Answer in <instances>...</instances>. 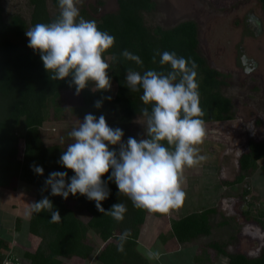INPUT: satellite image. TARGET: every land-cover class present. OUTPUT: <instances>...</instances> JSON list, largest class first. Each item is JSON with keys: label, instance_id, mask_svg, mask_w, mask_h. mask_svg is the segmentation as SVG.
I'll return each instance as SVG.
<instances>
[{"label": "trees", "instance_id": "1", "mask_svg": "<svg viewBox=\"0 0 264 264\" xmlns=\"http://www.w3.org/2000/svg\"><path fill=\"white\" fill-rule=\"evenodd\" d=\"M30 2L32 12L27 23L18 14L6 16L0 0V187H6L12 179H20L35 188L34 202L48 196L54 209L59 211L61 220L52 222L47 211L29 214L28 235L39 241L36 249L24 251L22 256L29 264H89L93 260L99 264H149L139 247L148 212L134 207L123 194L118 195L116 184L108 181L111 170L102 177L108 181L110 190L102 206L108 211L113 204H125L127 211L124 219L119 222L100 213L95 207V201H89L79 193L76 196L70 194L65 200L61 196H51L50 189L44 190V182L50 173L67 172L69 178L74 175L72 170L58 163L59 156L52 154L59 147L50 149L46 146L42 127L50 109L54 118L61 114L62 93L76 89L75 85L69 87L71 76L65 80H51V73L45 70L40 55L30 49L28 43L24 46L14 43L13 38H22L29 26L31 28L37 23H50L59 15V12L53 16L49 14L47 0ZM51 2L59 9L58 0ZM117 3L116 13H107L99 19L86 18V9L81 10V17L94 20L99 30L115 37V43L104 53V59L109 61L108 75L111 82L116 84V93L108 99L102 97L99 91L83 90L82 104L78 107L80 115L91 113L97 118L104 115L110 127L122 129L124 143L129 137L137 139L130 131L131 125L138 118L146 121L141 109L149 107L150 110V106L140 100L142 91L133 92L127 87L126 71L132 69L141 74L150 69L167 72L170 67L161 66L159 56L156 57L157 62L153 63L152 57L157 51H168L195 61L198 66L197 83L204 122L231 120V101L220 91L221 86L226 84V76L210 68L199 54L196 24L187 21L169 29H150L144 23L143 13L154 10L155 3L152 0H117ZM260 3L264 10V0H260ZM123 50L138 55L143 61L142 65L123 59L120 56ZM97 101L102 102L99 109L95 107ZM20 152L22 158H18ZM261 160L264 161V142L250 140L248 151L239 159L240 170L244 172L255 169ZM33 164L43 168L42 176L34 173L30 167ZM246 206L245 213L248 214L250 204ZM215 211L214 208L207 209L172 220V239L177 244H185L209 236L210 217ZM82 213L89 215L87 221L81 218ZM126 229L130 230L131 235L124 244V251L118 252V237ZM89 232L102 244L100 250L88 239ZM6 247L7 242L0 238V250ZM209 247L218 255L226 256L228 264H264V249L259 256L250 258L241 253H227L216 242L210 243ZM0 264H4L3 254H0Z\"/></svg>", "mask_w": 264, "mask_h": 264}, {"label": "rangeland", "instance_id": "2", "mask_svg": "<svg viewBox=\"0 0 264 264\" xmlns=\"http://www.w3.org/2000/svg\"><path fill=\"white\" fill-rule=\"evenodd\" d=\"M1 1L6 16L18 14L29 23L30 0ZM51 1L47 0V9L53 16L60 9ZM152 1L154 10L143 13L148 28L169 29L187 21L196 24L199 54L210 68L226 76V84L220 91L231 101L232 119L205 123L206 135L197 147L199 155L206 159L184 168L182 189L186 196L180 206L167 214L148 212L139 238L141 253L144 255L146 250L161 253L159 260H149L144 255L149 264H228L226 256L209 247L216 242L227 253L255 258L264 249V161L243 172L239 159L248 151L250 140L264 142V10L260 0ZM77 7L80 15L84 8L86 18L93 19L118 11L117 0H77ZM13 41L22 46L29 42L25 34ZM84 90L99 91L102 97L113 98L116 84L111 82L110 90L105 91L96 90L90 82ZM81 92L77 95L76 91H64L61 114L54 118L50 109L42 127L46 146L59 147L52 153L59 157L73 142L68 133L84 119L85 115L78 111ZM145 124L144 119L138 118L131 125L130 131L138 141L144 137ZM18 158H22V152ZM35 191L17 178L0 187V238L8 244L5 250H0L4 264H29L22 254L37 247L39 239L31 238L27 232L28 207L34 202ZM247 204H250L248 214ZM212 208L216 211L210 217L209 236L185 244L172 239V220ZM80 216L84 221L89 219L86 213ZM88 239L101 249L102 244L90 232ZM89 264L99 263L93 260Z\"/></svg>", "mask_w": 264, "mask_h": 264}, {"label": "clouds", "instance_id": "3", "mask_svg": "<svg viewBox=\"0 0 264 264\" xmlns=\"http://www.w3.org/2000/svg\"><path fill=\"white\" fill-rule=\"evenodd\" d=\"M58 17L50 23H37L25 33L28 47L40 55L50 79L65 80L71 76L69 87L75 85L79 95L89 83L96 90H110L109 64L104 53L113 47L115 37L101 31L94 20L80 16L77 0H58ZM120 56L142 65L138 55L123 50ZM161 66H169L167 72L146 70L142 74L128 69L125 81L130 91H142L140 100L150 106L141 109L146 118L144 137L139 141L129 137L124 143V132L110 127L104 115L98 118L89 113L69 133L72 143L62 152L58 163L74 172H52L45 180V189L51 196L65 200L79 193L89 201H95L96 209L117 222L124 219L125 204H113L106 211L102 201L108 199V181L118 188L134 207L149 213L167 214L180 206L186 196L182 189L183 170L205 160L199 155L198 145L206 135L203 110L197 83V65L179 57L175 52L157 51ZM115 59V57H113ZM111 99V97H108ZM97 109L102 102L95 103ZM119 146L118 150L115 147ZM34 173L43 175L41 166H30ZM108 181L102 177L109 173ZM50 213L51 221L58 222L61 216L54 209L48 196L29 204L28 213ZM131 235L125 230L118 237L117 251H124V244ZM149 260H159L161 253L146 250Z\"/></svg>", "mask_w": 264, "mask_h": 264}, {"label": "flooded vegetation", "instance_id": "4", "mask_svg": "<svg viewBox=\"0 0 264 264\" xmlns=\"http://www.w3.org/2000/svg\"><path fill=\"white\" fill-rule=\"evenodd\" d=\"M258 22H259V20H258ZM256 25H257V24H256ZM256 25H255V27L258 28V26H256ZM244 60H245V59H244ZM244 67H245V68L248 67V62L244 63ZM246 71H247V69H246Z\"/></svg>", "mask_w": 264, "mask_h": 264}, {"label": "crops", "instance_id": "5", "mask_svg": "<svg viewBox=\"0 0 264 264\" xmlns=\"http://www.w3.org/2000/svg\"><path fill=\"white\" fill-rule=\"evenodd\" d=\"M31 238H34V239H36V237H31ZM31 238H30V239H31Z\"/></svg>", "mask_w": 264, "mask_h": 264}]
</instances>
